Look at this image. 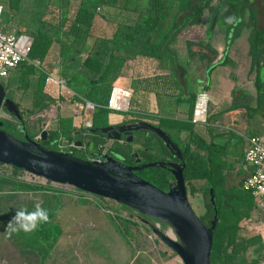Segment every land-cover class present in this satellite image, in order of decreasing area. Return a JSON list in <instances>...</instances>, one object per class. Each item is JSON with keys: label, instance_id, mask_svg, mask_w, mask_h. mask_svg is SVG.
Segmentation results:
<instances>
[{"label": "rangeland", "instance_id": "374dc122", "mask_svg": "<svg viewBox=\"0 0 264 264\" xmlns=\"http://www.w3.org/2000/svg\"><path fill=\"white\" fill-rule=\"evenodd\" d=\"M223 1L213 0L212 5L217 6ZM233 1L237 2L239 0ZM0 2V5L5 7L6 0H0ZM142 2L145 1L142 0ZM255 4L259 7V12H261L262 0H256ZM82 5L91 10H96L93 28L90 30L83 28L80 31V38L65 34L63 40H68L69 43H77L79 46L77 49H81L86 54L89 53L106 62L111 48L109 42L113 38L116 28L119 25H133L138 18V14L132 9H124L119 6L100 7L96 0H23L20 12L16 15H10L6 30L20 36L30 35L34 31L41 30L56 37L60 35L57 32L58 22L62 20L66 23L72 20L71 18ZM189 12L180 13L178 5H176L165 18L155 36L154 42L159 41L174 22H180V17L182 18ZM258 19L259 27H263L264 16L260 14ZM213 26H216L217 29L213 44L217 47L220 58H222L228 47L226 30L221 18H214L210 10L205 11L200 25L185 29L182 36H180V40L183 37V40L188 38L193 40V42H198L203 38H207L208 29ZM252 30L253 24L247 15L237 27L238 37L228 48L227 64L218 69L219 76L213 79L212 94L220 101L231 100L235 91H248L252 95H256V75L251 72V57L249 54V36ZM178 42L177 49L179 54L181 56L185 54L187 57L188 47L183 45L184 41ZM196 50L199 51L200 48ZM59 52L60 47L57 44L51 55V64L54 65L56 62L58 64L54 65L56 68L50 74L49 79L56 78L61 83L60 95L54 97L47 93V84L45 99L41 103L33 100V90L29 92L19 90L12 93L7 92L8 98L13 99L19 105L24 119L23 122H20L8 110L3 109L0 112V120L7 123L5 127L7 132L16 133V127L25 125L29 136L34 140L41 141L44 133L49 134L57 130L60 117H73L78 132H84L85 129L89 128V121L94 116L96 105L87 101L83 95L80 97L83 103L75 100L76 93L68 87L66 81L61 77V63L58 59ZM38 66L41 67L40 65ZM129 66L128 72L125 74L128 76L126 78L128 80L117 82V86L133 92L130 108L128 112L119 114L122 118L116 120V117H113L110 123L117 125L129 119L143 120L159 125L157 121L140 118L138 115L156 116L152 109L157 104L166 106L170 102H176L171 100L174 98V94L170 91L171 87H168L169 76L167 74L170 64L168 62L165 64L160 63L157 69L158 73L154 72L152 74L147 67L144 68L143 64L137 63L136 60H132ZM42 68L46 69L47 67ZM22 72L23 70L21 69L13 72L8 79L3 80L4 86H8L11 82L19 85ZM173 74L177 84L181 85L177 74L174 72ZM92 76L90 74V77ZM51 86L54 92H60L56 83L51 84ZM62 87H66L64 92ZM110 98L111 92L104 96L103 100L109 104ZM203 98L200 99V104L204 102ZM90 105L94 106L95 109H89ZM49 111H52V114L51 112L48 113ZM241 112L242 119L249 125V128L245 130L235 128V130L240 134H246V136L250 135H247V132H253L261 138L264 144V108L262 111L251 114H248L245 110ZM180 115L181 113L166 114L163 117L179 116L181 118ZM227 124L228 122L216 124L217 135H230L231 131L228 129ZM205 125V123L200 124L198 129L203 136H206ZM164 131L178 142L182 149L191 143V135L188 132L165 128ZM23 138L22 136L20 139ZM224 138H221L220 141L223 142ZM147 140L154 147L151 153L156 156H162L160 143L153 135L135 134L134 142L131 144L113 141H110V143L117 144L119 149L125 154H140V151L145 149ZM192 150L195 153L199 152V154H202L195 146L192 147ZM101 153L106 154L105 151ZM230 161L233 162L232 159ZM238 170L236 166L235 171L237 172ZM12 176L11 168H0V264H38L36 258L23 253L14 240V234L9 239L6 238L4 233L7 223L15 215L16 210L23 207L31 210L37 203L45 208L49 207L57 210L54 223L58 224L63 231L46 264H184L182 259L164 244L154 232V229H158L169 236L170 233L176 236L175 231L169 225L148 219L112 200L105 201L104 209L99 208L91 202H85L81 194L76 192L74 188L59 184L50 185L43 178L34 179L25 176L24 178L21 177V180L26 182L36 181L33 184L42 185L50 190L42 192L15 191V184L18 183ZM186 185L189 202L195 213L202 217L206 213L207 199L204 196V190L208 183L206 180H192L186 182ZM89 198L96 200L94 197ZM110 206L115 207V209ZM125 221H128L130 225L125 226ZM127 229H129V233ZM244 233L262 236L263 243L250 249L239 260L238 264H264V210L255 211L252 220L244 224Z\"/></svg>", "mask_w": 264, "mask_h": 264}, {"label": "trees", "instance_id": "16d2710c", "mask_svg": "<svg viewBox=\"0 0 264 264\" xmlns=\"http://www.w3.org/2000/svg\"><path fill=\"white\" fill-rule=\"evenodd\" d=\"M96 1L100 7L119 6L124 9H132V11L138 14V20L134 25H119L116 28L115 34L109 42L111 48L108 53L107 62L91 54L85 55L73 43L63 40L65 34L80 38V31L83 28H87L88 30L93 28L96 10H91L82 5L71 18L72 20L66 23L62 20L58 22L57 31L60 34L59 36L53 37L41 30L34 31L28 35L32 38L33 42L27 59L20 65V69L23 70L20 84L15 85L11 82L6 86L8 93L15 92L16 90L23 92L33 90V100L41 103L45 99V88L49 76L54 70V65L46 62L54 49V45L60 44V58L62 60L61 77L66 81L68 87L76 93L75 100L83 103L80 98L83 95L87 101L96 105L93 126L87 130L85 129V131L103 129L110 126L109 118L113 112L108 109V103L104 102L103 97L110 92L112 93L129 61L137 57H148L156 59L162 64L168 62L170 69L177 76L186 71L185 63L190 66L193 65L198 71L212 73L218 66H225L227 64L228 48L238 37V33L236 32L237 27L243 22L245 16L248 15L250 17L253 24V30L249 37L250 57L252 60L251 72L256 75V100L246 92L235 91L230 105L221 107L217 112H213V107L208 108L206 125L204 127L206 136L200 134L198 130L200 124L193 123L199 94L191 92L189 88L188 98L180 100V102L187 104L189 107L188 115L185 119L138 115L140 118L157 121L158 126L163 129L188 132L191 135V143L182 149L186 164L184 171L185 180L186 182L206 180L208 183V186L204 190V196L207 199L206 213L200 217L201 221L207 227H211L216 216V211L219 217L218 225L213 235L211 264H238L239 260L250 249L260 246L263 243V239L260 235H248L244 233V224L252 220L255 211L258 210L253 194L244 189L246 175L241 176L240 173L235 171L237 164H246L245 154L240 150L243 148L244 139H240L234 144H232L231 140L223 143L220 141L221 138L227 136L217 135L215 126L218 124L217 117L220 115L241 109L251 114L262 111L264 108V26L259 27L258 19L260 14L264 16V0H262L261 12H259V7L255 4L256 0H239L237 2L224 0L217 6L212 5L213 0ZM22 5L23 0H6V5L3 7L1 15L0 31H7V22L10 15L19 13ZM176 5H178L180 13L190 12L182 18L180 17V22H174L168 32L159 41L154 42L155 36L165 18ZM206 10H210L214 18L220 17L223 25L226 27L228 47L224 60L216 62L219 56L218 51L212 47L207 38H203L198 42L183 40V45L188 47L186 62H183L177 49L178 41H182L180 40V36H182L188 27L200 25ZM229 17H235L236 19L232 23H229ZM211 33L212 27L208 29V34ZM198 48H200L199 51L195 50ZM37 63H40L41 67ZM42 67L47 68L43 69ZM90 74L93 76L90 77ZM48 84L51 86L53 81L49 79ZM52 96L58 97V92H54ZM254 103L256 106L253 107ZM202 106L206 108L204 102L200 105V108ZM6 126L7 123L4 122L3 130L5 131ZM16 130V133L10 134L20 139L22 137L21 131L18 127H16ZM77 133L79 132L75 127V119L73 117H60L58 119L57 130L50 132L47 141H42V145L48 149L57 151L56 144L59 140L67 144H77L80 142L81 139L76 136ZM154 136L160 143L162 156H156L151 153L154 147L147 140L145 149L141 150L139 154L143 163L165 162V157L171 156L167 146L159 137ZM254 136H256L254 133L250 134V137ZM105 137L104 134L95 133V136L92 137L94 151H105L108 157H113L124 164L136 165L135 159L131 154L122 152L117 144H111L110 141L106 142L103 139ZM173 141L179 145L174 139ZM193 146L197 147L202 154H199V152L195 153L192 150ZM74 156L79 157L77 154H74ZM3 167L12 169V177L18 183L15 184V191L42 192L50 190L42 185L21 180V177L29 176L26 171L0 164V168ZM137 175L163 191H168L169 182L172 178L167 169L161 168L146 169L138 172ZM49 184L51 185V183ZM210 187H213L214 190L215 205L210 199ZM99 199L103 200L102 198ZM84 201L91 202L102 208L98 203L89 200ZM110 207L112 208L113 206ZM113 208L115 209V207ZM46 209L50 216L49 223L43 224L33 233L26 234L20 232L14 234V240L23 253L36 258L38 264H46L51 257V252L55 249L63 234L62 228L54 223L57 210L50 209L49 207H46ZM124 225L127 226L130 223L125 221ZM127 232L129 233V229H127Z\"/></svg>", "mask_w": 264, "mask_h": 264}, {"label": "water", "instance_id": "95a60500", "mask_svg": "<svg viewBox=\"0 0 264 264\" xmlns=\"http://www.w3.org/2000/svg\"><path fill=\"white\" fill-rule=\"evenodd\" d=\"M6 109L20 122L23 117L18 105L8 98L6 87L0 79V112ZM95 109V107L93 108ZM4 121L0 120V164L26 171L47 181L69 185L76 189L132 209L140 215L161 224L169 225L175 231V238L154 229L159 239L174 251L184 264H211L213 235L218 225V212L213 225L207 227L193 210L185 180L186 164L182 152L172 137L158 125L139 121L130 125H110L103 129H92V133L107 135L110 140H119L121 133L146 131L160 138L171 151H175L181 164L159 161L143 163L139 154H133L135 166L123 164L113 157L105 161H88L71 153L51 150L42 145L47 141L44 133L41 141L32 139L26 126L19 129L23 139H19L3 130ZM93 126V117L89 128ZM131 141V140H130ZM82 144L79 143V146ZM91 144L90 149L93 150ZM43 162V166L35 162ZM167 169L172 178L168 191H163L137 175L146 169ZM210 199L215 205L213 187H210ZM216 210V208H215Z\"/></svg>", "mask_w": 264, "mask_h": 264}, {"label": "crops", "instance_id": "0c3cea01", "mask_svg": "<svg viewBox=\"0 0 264 264\" xmlns=\"http://www.w3.org/2000/svg\"><path fill=\"white\" fill-rule=\"evenodd\" d=\"M137 20H138V18H137ZM168 30L165 33H167ZM225 30H226V27H225ZM216 31H217L216 26H213L212 27V33L208 34V36H207V41L212 45L213 48H215L217 50V47L213 44V40L215 39ZM226 36H227V31H226ZM184 39H185V37H184ZM185 40L193 41V40L188 39V38L185 39ZM182 41H183V37H182ZM73 44H74V46L76 48H79L77 43L74 42ZM56 45L57 44L54 45V48H55ZM58 45L60 47V44H58ZM249 46H250V44H249ZM52 52H51V55H52ZM83 53L85 55L89 54V53L86 54L85 52H83ZM218 53H219V51H218ZM225 53H226V50H225ZM249 54H250V49H249ZM51 55L47 59L46 63H52V58H51L52 56ZM60 55L61 54L59 52L58 59H59L60 63H62ZM181 58H182L183 62L184 61L186 62V60H185L186 59V55L185 54L183 56H181ZM133 60H136L137 63L143 64L144 68L147 67L148 70L151 72V74L154 73V72L158 73L157 69L159 68V65L161 63L158 60L153 59V58H148V57H137L136 59H133ZM223 60H224V56L222 58H220V54H219L218 59L216 60V62H222ZM131 61H129V63ZM129 63L125 67L123 75H122V77H120L118 82H121L123 80H128V79H126V78H128V76L125 75V74H126V72H128V69L130 67ZM57 64L58 63L56 62L54 65H57ZM185 64H186L185 66L187 68L186 71L183 72L180 76H178V78L180 79L181 85L177 84L176 79L174 78V74H173L172 70L170 68L168 69L169 70V72L167 74L169 76L168 77V83H169L168 87H171L170 91H172L173 94H174V98H172L171 100H174L176 102L175 103L170 102V104H167L166 106H164L162 104L161 105L157 104L156 107L154 106L155 108L152 107L153 108L152 112L154 114H156V116H160L161 114H163L162 116H160V117H163L166 114L181 113V115H180L181 119H185L186 116L188 115L189 107L187 106V104H185L183 102H180V100L188 98V88H189V90L191 92L196 93L197 95L198 94L199 95L200 94H205L203 96L204 97L203 99H204L205 107L206 108H207V106H208V108L213 107V109H214L213 112H217L221 107H223L225 105H230L232 103L233 97H232L231 100L220 101L215 96H213V94H212L213 93V91H212L213 79L217 78L219 76L218 69L221 68V67H224V66H218L214 71H212V73H207V72H202V71L196 70L195 67H193V65L190 66L187 63H185ZM37 65H40V63H37ZM251 67H252V60H251ZM55 68H56V66H54V70H55ZM50 79L53 81L54 84L56 83L58 88L60 89V92L58 93V96H59L60 93H61V83L56 78H50ZM174 83H176V84L173 87ZM47 85H48L47 86V93H49L50 95L51 94L53 95L54 92H53V90H51V88H50L51 86L49 84H47ZM64 89H66V87H62L63 92H64ZM233 92H234V90L232 91V94H233ZM243 92H246L247 94H250L252 97L254 96V95H252V93H250L248 91H243ZM256 96H257V92H256V95L253 97L254 100H256ZM200 105L201 104L199 103L198 108L200 107ZM254 106H256L255 103H254L253 107ZM206 108H203V106H202V108H200L199 114H197L200 119H203L205 117ZM242 110L243 109L237 110V111H232V112H229L227 114L220 115V116L217 117V120H218V123H220V124L228 122L227 126H228V129L231 131L230 135L225 137L224 140H222L223 143H226V142L231 140L232 144H234L237 141H239L240 139H244V145L242 146L243 148H241L240 150H242V152L245 154L246 150H247V147H248V139H249L250 135L246 136V134H240L237 130H235V128H241L242 130H245V129L249 128V125L246 122H244L243 119H242L243 118L242 114H241ZM50 112L52 114V111H49L48 113H50ZM113 117H116V120L118 118H122V116H120V115H110V118H109L110 122L112 121L111 119ZM50 118H52V117H50ZM170 118H180V117L178 116V117H170ZM110 125H112V124L110 123ZM248 134H251V132H247V135ZM263 140H264V137H263ZM237 167L239 169L237 172L240 173L241 176H245L247 174V167L245 165H243V164H239L238 165L237 164Z\"/></svg>", "mask_w": 264, "mask_h": 264}, {"label": "built area", "instance_id": "2783aa9c", "mask_svg": "<svg viewBox=\"0 0 264 264\" xmlns=\"http://www.w3.org/2000/svg\"><path fill=\"white\" fill-rule=\"evenodd\" d=\"M2 11L3 7L0 5V21ZM32 42V38L28 35L20 36L8 30L0 31V79L2 81L4 79H8L13 72L20 70V65L28 57ZM204 95L205 94L198 95L193 117V123L195 124H204L207 120L208 106L206 108L205 117L203 119H200L197 115L199 101ZM132 97L133 92L131 90L116 85L112 90L111 98L107 106L108 109L113 112L111 115H119L120 113L128 112ZM126 99H128L129 102L127 107H124L123 105L126 102ZM56 146L57 151L69 153L70 148H72L74 144H67L62 140H59ZM245 163V166L247 167V174L244 182V189L253 194L257 209L264 210V144L261 138H259L258 136L250 137L248 139V147L245 153ZM29 177L34 179H41L32 174H29ZM48 182L49 181H47L46 183L48 184ZM29 183H36V181ZM72 188H74L76 192L81 194L83 200H89L98 203L100 204V206H102V209H104V203L108 199L102 198L103 200H100V197L82 192L75 187ZM89 197H94L96 200L94 201Z\"/></svg>", "mask_w": 264, "mask_h": 264}, {"label": "flooded vegetation", "instance_id": "af4514ba", "mask_svg": "<svg viewBox=\"0 0 264 264\" xmlns=\"http://www.w3.org/2000/svg\"><path fill=\"white\" fill-rule=\"evenodd\" d=\"M139 121H143V120H129V119H126L125 121H122L121 123H119L117 125H121V126L122 125H130V124L137 123ZM20 127H18V128H20ZM21 134H22V132H21ZM135 134H144L145 136H148V135H153L154 136V134L146 132V131H136V132H132V133H121V138L119 140H110L107 137V135H105L106 137L103 138V139L106 142L113 141V142H120V143L124 142L126 144H131V143L134 142V135ZM22 136H23V134H22ZM76 136L80 137L81 141L78 142L77 144H74V146L72 148H70L69 153H71L73 155L77 154L79 156V158H82V159L88 160V161H105L106 158H108V156L106 154H103L100 151H94V148H93V150L90 149L91 144H93L92 143V137L95 136V133H92V131H84V132L82 131V132L77 133ZM79 143H81L82 145L79 146ZM179 148H180V150L182 152L183 161H184V154H183L182 148L180 146H179ZM169 151L171 153V156L165 157L166 158L165 162L181 164L182 161L178 158V156L176 155V152L175 151H171L170 149H169ZM131 155H133V154H131ZM135 163H136V160H135ZM126 165L135 166V165H131V164H126Z\"/></svg>", "mask_w": 264, "mask_h": 264}, {"label": "clouds", "instance_id": "9594fccd", "mask_svg": "<svg viewBox=\"0 0 264 264\" xmlns=\"http://www.w3.org/2000/svg\"><path fill=\"white\" fill-rule=\"evenodd\" d=\"M236 18L229 17L228 22L232 23ZM40 166H43V162H35ZM50 221L48 210L41 204L37 203L34 205L32 210L23 207L16 210L15 215L7 223L5 228L6 238H11L13 234L33 233L37 231L43 224H47Z\"/></svg>", "mask_w": 264, "mask_h": 264}, {"label": "bare ground", "instance_id": "6f19581e", "mask_svg": "<svg viewBox=\"0 0 264 264\" xmlns=\"http://www.w3.org/2000/svg\"><path fill=\"white\" fill-rule=\"evenodd\" d=\"M128 99H126V102L124 103V107H127V105H128ZM94 108V106H89V109H93ZM199 110H200V107L198 108V114H199ZM206 111V110H205ZM47 114V113H46ZM90 122V121H89ZM170 236L172 237V238H175V236L172 234V233H170Z\"/></svg>", "mask_w": 264, "mask_h": 264}]
</instances>
